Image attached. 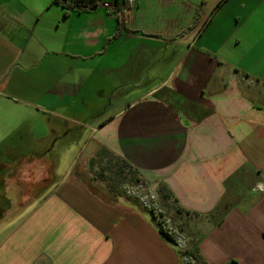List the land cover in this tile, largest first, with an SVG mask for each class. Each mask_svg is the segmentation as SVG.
<instances>
[{"label": "crops", "instance_id": "0c3cea01", "mask_svg": "<svg viewBox=\"0 0 264 264\" xmlns=\"http://www.w3.org/2000/svg\"><path fill=\"white\" fill-rule=\"evenodd\" d=\"M127 1L0 0V124L32 116L0 137V224L17 214L0 264H186L148 210L89 176L99 156L209 226L205 264H264V0Z\"/></svg>", "mask_w": 264, "mask_h": 264}, {"label": "rangeland", "instance_id": "374dc122", "mask_svg": "<svg viewBox=\"0 0 264 264\" xmlns=\"http://www.w3.org/2000/svg\"><path fill=\"white\" fill-rule=\"evenodd\" d=\"M30 114V111L25 113L23 111H18L16 114L17 116L15 113H12L14 119H10L13 121L10 122V126L0 124V137L4 136L19 122L20 118L15 119V117L24 116L25 119H30L32 118ZM5 118L8 117L5 116ZM65 139V144H60L59 140H57V143L53 145L50 151L51 164L54 173L52 185L60 180L66 169L72 167L73 161L81 147L79 142V140H82L81 137L78 138L77 136L74 137L70 135ZM6 159L7 158L4 160ZM85 166L86 172L89 173V176L96 178L100 185L105 188L108 195H116V197H121L125 200L129 199L137 202V204L141 205L143 208L145 207L141 203L139 196L144 199L147 198L151 203L153 202L154 204H157L161 212V216L169 218L172 226L175 227L188 241L190 240L193 242L195 239L201 241L202 237L207 232L209 226L206 227V224H202V226L200 225V229L197 230L194 228V225H191V227L188 226V217L184 218L182 215L175 216L173 210L169 207L170 202L165 203L161 201L158 191V183H147L137 174H135V176L128 174L126 176H122L117 174L114 167V160H112V158L107 157L100 161V156L99 158L95 157L92 162H88ZM15 213L16 212L11 213L3 220V223L0 224V230L12 223V221L17 217V214Z\"/></svg>", "mask_w": 264, "mask_h": 264}, {"label": "trees", "instance_id": "16d2710c", "mask_svg": "<svg viewBox=\"0 0 264 264\" xmlns=\"http://www.w3.org/2000/svg\"><path fill=\"white\" fill-rule=\"evenodd\" d=\"M55 1L59 2L65 10L82 11V10H88V9L95 8L100 3L101 0H55ZM117 21H118V28H120V27L126 28L127 27V17H126V14L124 12H122L121 14L118 15ZM118 35H119V32H117L115 34V36H118ZM115 171L117 174H120L122 176H126L127 174L135 176V174H136V172L134 170H132L127 164H125L123 162L116 166ZM158 187H159L158 191H159L161 201L165 202V203L170 202L169 207L173 210L175 216L176 215H182L184 218L189 217V212H187L186 210H183L182 208H180L179 206H177L174 203V200L171 199V196L168 192V189L164 184L159 183ZM150 216L152 219L151 213H150ZM152 221H153V219H152ZM153 223H154V221H153ZM158 231H159L160 235L166 241H169L175 247L173 240L167 234H165L161 229H158ZM196 244H197V240L195 239L193 242H191L190 240L187 241V245L183 250H179L175 247L178 254L181 257V260H182L183 256L188 257L187 262H184V261H182V262H184L186 264H205L197 254Z\"/></svg>", "mask_w": 264, "mask_h": 264}, {"label": "built area", "instance_id": "2783aa9c", "mask_svg": "<svg viewBox=\"0 0 264 264\" xmlns=\"http://www.w3.org/2000/svg\"><path fill=\"white\" fill-rule=\"evenodd\" d=\"M133 0H128V5H131ZM141 203L144 205L146 210L152 214V219L155 226L158 229H161L165 234H167L174 242V245L177 249L183 250L187 245V239L175 228L172 226L170 219L161 216V212L157 204L151 203L147 198L139 196ZM182 261L187 262L188 257L183 256Z\"/></svg>", "mask_w": 264, "mask_h": 264}]
</instances>
